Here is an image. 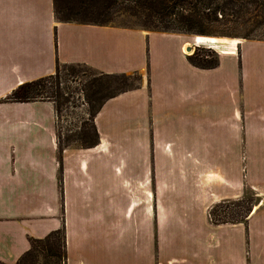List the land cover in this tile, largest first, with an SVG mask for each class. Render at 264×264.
Masks as SVG:
<instances>
[{
	"label": "crops",
	"instance_id": "1",
	"mask_svg": "<svg viewBox=\"0 0 264 264\" xmlns=\"http://www.w3.org/2000/svg\"><path fill=\"white\" fill-rule=\"evenodd\" d=\"M189 38L0 0V264L57 231L65 264H264V40L202 66ZM59 65L141 76L94 116V147L61 146L52 101H7ZM247 192L244 222L211 221Z\"/></svg>",
	"mask_w": 264,
	"mask_h": 264
},
{
	"label": "rangeland",
	"instance_id": "2",
	"mask_svg": "<svg viewBox=\"0 0 264 264\" xmlns=\"http://www.w3.org/2000/svg\"><path fill=\"white\" fill-rule=\"evenodd\" d=\"M97 1L98 6L86 9L81 7L80 2L76 0H53L55 18L61 20L68 17L78 22L121 26L146 31L160 29L155 28L154 24L150 22L149 13L142 6L118 2L112 4L107 10L102 8L101 3L103 0ZM256 25L253 24L252 26ZM256 27L248 29L239 22L206 21L203 25H196L192 33H181L188 35L190 42L196 39L202 42L193 45L190 52H193L192 56L199 64L210 66L217 59L218 51L224 53V47L231 42L247 40L246 38L264 40V22ZM174 30L172 29L171 32H175L177 29ZM195 31H206L216 35L203 36L197 33L194 34ZM193 36L202 37L193 38ZM190 44L192 45V43ZM212 45H217L218 49L212 47ZM203 60H205V63L202 62ZM67 66L66 68L63 65L60 66L59 79L56 78L59 80V88L56 90L53 85L47 84L46 91L40 98L50 100L55 104L61 146L81 147L90 144L94 140L92 115L100 101L106 100L112 95H118L137 88L141 84V76L139 74L106 76L81 65ZM56 92L59 94L58 96ZM245 196L244 201H223L212 211V218L221 222L227 218L230 221L231 216L229 214L236 215L233 222L243 218L244 208L248 206L253 208L261 202L257 196L250 192H247ZM53 240L56 243L54 251L59 252L58 256H60V253L63 254L64 251L63 235L58 233ZM41 256L39 261L42 262L43 260L44 262L45 259L43 256L41 259ZM52 263H58V259L53 260ZM61 264H63L62 261Z\"/></svg>",
	"mask_w": 264,
	"mask_h": 264
},
{
	"label": "trees",
	"instance_id": "3",
	"mask_svg": "<svg viewBox=\"0 0 264 264\" xmlns=\"http://www.w3.org/2000/svg\"><path fill=\"white\" fill-rule=\"evenodd\" d=\"M55 1V0H54ZM80 2L81 7L83 8H92L96 7L97 0H76ZM118 2H126L129 4H135L142 6L145 11L149 13L150 22L154 24L157 31H165L171 32L172 29H177L175 32H184V33H192L196 25H203L207 22H225V23H236L239 22L241 25L247 27L248 29H254L252 27H258L261 23L264 22V0H103L101 5L103 9H109L112 4H116ZM55 5V4H54ZM59 21L62 22H78L77 20H71L68 17L63 18ZM244 23V24H243ZM253 24H257L256 26H252ZM256 27V28H257ZM209 36L216 35L214 33H209L206 31H195L194 34ZM250 39V38H246ZM250 40H261V39H250ZM193 63L197 65L207 66L203 64H199L195 58L192 56L190 58ZM205 63V60L202 61ZM216 63V60L212 63V65ZM210 65V66H212ZM60 66L57 67V70L54 75L29 82L24 83L19 86L15 91L11 93L7 97L8 102H31V101H40L43 100L40 98L42 94L46 91V85L51 84L55 88L58 89L59 80V72ZM63 67H68L67 65H63ZM94 71V70H93ZM101 75H105L100 73ZM108 76V75H106ZM57 78V79H56ZM53 79H56L55 81ZM53 80V82H52ZM57 93V92H56ZM59 94L57 93V96ZM116 95H112L108 99L114 97ZM106 99V100H108ZM106 100H101L95 112L93 113V118L96 113L99 111L101 106L104 104ZM50 101V100H49ZM92 118V120H93ZM93 134L94 140L88 145H82L81 147H94L98 144V134L96 129L93 126ZM253 194L252 192H250ZM246 196H244L241 201H244ZM237 202V201H236ZM222 203V202H221ZM221 203L216 204L210 210L211 221L213 223H233V220L236 219V215L229 214L231 216V220L228 221H217L212 218V211L219 206ZM244 217L236 222H244L248 213L251 211L252 207L248 206L244 208ZM227 216V217H229ZM225 219V218H223ZM58 233L63 235V231H57L44 239L41 240H33L31 242V248L27 251L19 260L18 264H53L52 261L58 259V263L65 264V245H64V235H63V254L59 252H55L54 248L56 243L54 242V238ZM55 243V244H54ZM54 244V245H53ZM43 256L45 261L40 262V256ZM41 256V259H42Z\"/></svg>",
	"mask_w": 264,
	"mask_h": 264
},
{
	"label": "bare ground",
	"instance_id": "4",
	"mask_svg": "<svg viewBox=\"0 0 264 264\" xmlns=\"http://www.w3.org/2000/svg\"><path fill=\"white\" fill-rule=\"evenodd\" d=\"M197 37H202V36H197ZM204 38H208V37H204ZM200 43H202V42L199 41L198 39H196V40L193 41V44H194V45H197V44H200ZM212 47L217 48V45H212ZM217 49H218V48H217Z\"/></svg>",
	"mask_w": 264,
	"mask_h": 264
},
{
	"label": "water",
	"instance_id": "5",
	"mask_svg": "<svg viewBox=\"0 0 264 264\" xmlns=\"http://www.w3.org/2000/svg\"><path fill=\"white\" fill-rule=\"evenodd\" d=\"M195 37H197V36H195ZM187 51H191V47H188V48H187Z\"/></svg>",
	"mask_w": 264,
	"mask_h": 264
}]
</instances>
